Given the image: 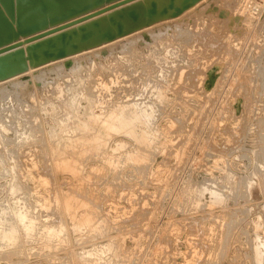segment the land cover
<instances>
[{
    "label": "rangeland",
    "instance_id": "rangeland-1",
    "mask_svg": "<svg viewBox=\"0 0 264 264\" xmlns=\"http://www.w3.org/2000/svg\"><path fill=\"white\" fill-rule=\"evenodd\" d=\"M153 25L0 80V220L30 212L0 264H264V0H203ZM122 108L150 116L134 136L112 130Z\"/></svg>",
    "mask_w": 264,
    "mask_h": 264
},
{
    "label": "bare ground",
    "instance_id": "bare-ground-1",
    "mask_svg": "<svg viewBox=\"0 0 264 264\" xmlns=\"http://www.w3.org/2000/svg\"><path fill=\"white\" fill-rule=\"evenodd\" d=\"M203 0H0V40L6 39L7 36L9 35H15V33H18L20 28L22 29H34V28H42L46 25L47 22L50 21H54V20H61L67 17H71L77 13L86 11L88 9H91L93 7L96 6H100L106 2H109L110 4L107 5V8L103 9L101 11V13L96 12L95 14H93V16H91L90 18H87L86 20H83L81 22H78L76 24L71 25L70 27L54 33L52 35H49L47 37H44L42 39H40L39 41H36L30 45H26L24 47H20V48H16V49H12L10 51H7L5 53H2L0 55V80L1 79H9V77H14L16 75L22 74L26 71L29 70V68L32 67H36L39 66V62L45 61L47 60L49 57H51V55H57V53L63 51L65 57L74 55V50L77 49L78 51H82L85 49H90V48H94L99 46L100 44L106 42L109 38L113 37V36H117L120 34H129L132 33L134 31L143 29V28H148V26H151L153 24L159 23V21H163L166 19H173V18H177L179 16H181L183 13H185L186 11H188L189 9H191L192 7L196 6L198 3H200ZM119 3V4H117ZM116 4V5H115ZM13 11H15V16L13 15ZM184 16V15H183ZM170 22V21H169ZM171 23V22H170ZM173 23V22H172ZM19 24H21V27L19 28ZM166 24V23H165ZM162 24H160L161 26ZM154 26V25H153ZM169 28V27H168ZM161 29V28H160ZM166 30V29H165ZM29 31V30H28ZM150 31V30H149ZM148 32V31H147ZM158 33V32H157ZM163 34V33H162ZM154 36V35H153ZM163 36V35H162ZM166 36V35H165ZM140 37V36H139ZM141 38V37H140ZM157 39V38H156ZM138 43V42H136ZM39 44L38 47H36L35 45ZM111 44V43H110ZM109 45V44H108ZM112 45V44H111ZM134 45V44H133ZM130 46V45H129ZM108 47V46H107ZM106 47V48H107ZM128 47V46H127ZM98 48V47H97ZM103 48V47H102ZM102 50V49H101ZM123 50V49H122ZM124 52V51H123ZM47 53L49 56H46ZM128 53V52H127ZM98 55V54H97ZM64 57V58H65ZM107 56H105L106 58ZM74 58V57H73ZM94 58V57H93ZM104 59V58H103ZM84 60V59H83ZM52 61V60H51ZM90 61V60H89ZM49 62V61H48ZM45 62V63H48ZM71 63H73V61H70ZM91 62V61H90ZM56 63V62H55ZM62 63V62H61ZM90 64V63H89ZM88 64V65H89ZM104 64V63H103ZM78 65V64H77ZM91 65V64H90ZM55 66V65H54ZM99 66V65H98ZM82 67V66H81ZM84 67V66H83ZM82 67V68H83ZM59 68V67H58ZM72 68V67H71ZM81 68V69H82ZM60 69V68H59ZM86 70V69H85ZM90 70V69H89ZM88 70V71H89ZM92 70V69H91ZM42 71V70H41ZM57 73V72H56ZM73 73H76L75 70H73ZM41 74V73H40ZM69 75V73H68ZM66 76V75H65ZM70 76V75H69ZM81 76V75H80ZM46 77V76H45ZM63 77V76H62ZM91 78V77H90ZM84 79V78H83ZM89 79V78H88ZM16 80V79H15ZM54 80V79H53ZM74 80V79H73ZM91 80V79H90ZM89 80V81H90ZM40 81V79H39ZM83 81V80H82ZM41 82V81H40ZM84 82V81H83ZM91 83V82H90ZM84 84V83H83ZM82 84V85H83ZM14 85V84H13ZM81 85V86H82ZM15 86V85H14ZM19 86V85H18ZM20 86H22L20 84ZM79 86V84H78ZM84 86V85H83ZM87 87V86H85ZM80 88V87H79ZM16 89V88H15ZM67 89V88H65ZM85 91L87 90V88H83ZM10 91V90H9ZM93 91V90H91ZM14 92V91H13ZM16 92V90H15ZM76 92V91H75ZM6 93V92H5ZM11 93V92H9ZM3 94V93H1ZM16 94V93H15ZM86 94H89V92H87ZM92 94V93H91ZM6 95V94H4ZM80 95V94H79ZM96 95V94H95ZM2 96V95H1ZM9 96V95H8ZM73 96V95H72ZM87 96H91L86 95ZM7 97V96H5ZM15 97V96H14ZM93 97V95H92ZM73 98V97H72ZM94 98V97H93ZM3 99V98H2ZM6 99V98H5ZM15 99V98H14ZM74 99V98H73ZM90 99V98H89ZM92 99V98H91ZM87 101L91 102V100H88L87 97ZM75 102V101H74ZM94 102V100H93ZM73 103V102H72ZM48 104V103H47ZM89 103H87L88 106ZM94 104V103H93ZM92 104V105H93ZM138 104V103H137ZM48 106V105H47ZM77 106V105H76ZM1 107V105H0ZM6 107V106H5ZM45 107V106H44ZM89 107V106H88ZM93 107V106H92ZM109 108V107H108ZM11 109V108H10ZM71 109V108H70ZM79 109V108H77ZM87 109V108H86ZM90 109V107L88 108V110ZM119 109V108H118ZM117 112H120L118 111ZM121 109V108H120ZM123 110L120 113H115L116 115L114 116H109V118L107 117L108 115H106V120L111 118V122H114V124L111 126L112 130L114 129L115 132H121V131H125L126 133L128 132L129 134L131 133V135L134 136L135 134V130H134V123L135 121H140L141 118H149V114L146 111H142V112H138V113H126L125 109L122 108ZM128 109V108H127ZM126 109V110H127ZM13 110V109H12ZM85 110V109H84ZM15 111V110H14ZM40 111V110H39ZM83 111V110H82ZM92 111V110H91ZM90 111V112H91ZM111 111V110H109ZM75 112V111H74ZM85 112V111H84ZM89 112V111H88ZM87 112V113H88ZM113 113V111H111ZM149 112V111H148ZM16 113V112H15ZM55 113V112H54ZM51 114V113H50ZM75 114V113H74ZM79 114V113H78ZM94 115H97L95 113H91ZM108 114V112H107ZM71 115V113H70ZM73 115V114H72ZM57 116V115H56ZM66 116V115H65ZM64 116V117H65ZM69 116V115H68ZM84 116V115H83ZM99 116V115H98ZM54 117V116H53ZM67 117V116H66ZM77 117V116H76ZM92 117V115L90 116ZM89 117V118H90ZM97 117V116H96ZM100 117V116H99ZM98 117V118H99ZM18 118V116H17ZM69 118V117H68ZM87 118V119H89ZM97 118V120H98ZM33 119V118H32ZM59 119V117H58ZM79 119V118H78ZM92 119V118H91ZM103 119V118H102ZM144 119V120H145ZM90 120V119H89ZM93 120V119H92ZM91 122H94L95 120H93ZM100 120V119H99ZM105 120V118H104ZM148 120V119H147ZM10 121V120H9ZM81 121V120H80ZM84 121V120H82ZM81 121V122H82ZM88 121V120H86ZM102 121V120H101ZM108 121V120H107ZM59 122V121H58ZM90 122V123H91ZM61 123V122H60ZM83 123V122H82ZM89 123V122H88ZM101 123V122H100ZM103 123H105V125L109 124L106 121ZM107 123V124H106ZM141 124V122H139ZM143 123V122H142ZM84 124L85 121H84ZM83 124V125H84ZM99 124V123H98ZM102 124V123H101ZM138 125V123H136ZM139 124V125H140ZM7 125V124H6ZM76 125V124H75ZM82 125V124H80ZM89 125H93L92 123ZM104 124H102L103 126ZM110 125V124H109ZM133 125V126H132ZM78 126V125H77ZM85 126V125H84ZM95 126V125H94ZM93 126V127H94ZM97 126V125H96ZM99 126V125H98ZM108 126V125H107ZM105 126V128L107 127ZM130 126L133 127L130 129ZM58 127V126H57ZM56 127V128H57ZM62 127V126H60ZM64 127V126H63ZM66 127V124H65ZM76 127V126H75ZM79 127V126H78ZM81 127V126H80ZM90 127V126H89ZM92 127V128H93ZM104 127V126H103ZM102 127V128H103ZM110 127V126H109ZM105 129L104 133H108V130L111 129ZM33 128V127H32ZM87 128V124L86 127ZM84 128V129H85ZM96 128V127H95ZM94 128V129H95ZM101 128V129H102ZM136 128V127H135ZM10 129V128H9ZM25 129H28L27 126ZM24 129V130H25ZM30 129V128H29ZM28 129V130H29ZM60 129V128H59ZM62 129V128H61ZM83 129V128H82ZM83 129V130H84ZM91 129V128H90ZM55 130V129H54ZM88 130V129H86ZM98 130V129H97ZM104 130V129H103ZM111 130V131H112ZM31 131V129H30ZM33 131V130H32ZM59 131V130H58ZM67 131V130H66ZM73 131V130H72ZM81 131V130H80ZM94 131V130H93ZM113 131V132H114ZM16 132V130H15ZM19 132V130H18ZM26 132V130H25ZM51 133V131H49ZM63 132V131H62ZM89 132V131H88ZM95 132V131H94ZM99 132V131H98ZM134 132V134H133ZM21 133V132H20ZM66 133V132H65ZM125 133V134H126ZM19 134V133H18ZM30 134V132L28 133ZM33 134V133H32ZM31 134V137H32ZM64 134V133H63ZM91 134V133H90ZM99 134V133H96ZM112 134V132H111ZM118 134V133H117ZM4 136V135H3ZM26 136V135H24ZM23 136V137H24ZM28 136V135H27ZM26 136V137H27ZM34 136V135H33ZM55 136V133H54ZM97 136V135H96ZM113 136V134H112ZM5 137V136H4ZM21 136H18V139ZM30 137V135L28 136ZM37 137V136H36ZM110 137V136H109ZM17 138V137H16ZM55 138V137H54ZM62 138V137H61ZM76 138V137H75ZM74 138V139H75ZM93 138V137H92ZM96 138V137H94ZM99 137H97L98 139ZM8 139V138H7ZM22 139V138H21ZM28 139V138H27ZM32 139V138H31ZM56 139V138H55ZM72 139V140H74ZM30 140V139H29ZM37 140V139H36ZM71 140V141H72ZM76 140V139H75ZM94 140H90L94 143ZM100 140V139H99ZM104 139H102L103 141ZM28 141V140H27ZM33 141V139H32ZM80 142V144L78 143V145H82L81 141L78 140ZM83 141V139H82ZM85 141V140H84ZM108 141V140H107ZM4 142V141H3ZM14 142V141H13ZM12 142V143H13ZM22 142V141H21ZM26 142V141H25ZM56 142V141H55ZM75 142V141H73ZM72 142V143H73ZM77 142V141H76ZM89 142V139L88 141ZM2 143V142H1ZM15 143V142H14ZM71 143V144H72ZM84 143V142H83ZM101 143V142H99ZM20 144V142L18 143ZM22 144V143H21ZM55 144V143H54ZM87 144V143H86ZM91 144V143H90ZM89 144V146H90ZM16 145V143H15ZM52 145V144H51ZM56 145V144H55ZM54 145V147H55ZM77 144L75 143L74 146H76ZM77 145V146H78ZM100 145V144H99ZM104 145V142H103ZM72 148H74L73 145H71ZM78 146V147H79ZM84 146V145H83ZM86 146V145H85ZM105 146V145H104ZM65 147V146H64ZM68 147V145H67ZM98 147V146H97ZM14 148V147H13ZM16 148V146H15ZM14 148V150H15ZM18 148V147H17ZM57 148V147H56ZM59 148V147H58ZM57 148V149H58ZM69 148V147H68ZM104 148V147H103ZM64 149V148H63ZM70 149V148H69ZM80 149V148H79ZM89 149V147H88ZM87 149V150H88ZM98 149V148H96ZM95 149V150H96ZM105 149V148H104ZM62 150V149H61ZM60 150V151H61ZM71 150V149H70ZM73 150V149H72ZM74 150H76L74 148ZM16 151V150H15ZM14 151V152H15ZM54 151V150H53ZM56 151V150H55ZM59 151V152H60ZM69 152V150H67ZM80 151V150H79ZM97 151V150H96ZM94 151V152H96ZM58 152V153H59ZM66 152V151H65ZM66 152V153H68ZM74 152V151H73ZM90 152V151H88ZM93 152V151H92ZM100 152V151H99ZM13 153V151H12ZM11 153V154H12ZM8 154V153H7ZM57 154V153H56ZM55 154V155H56ZM61 154V153H60ZM70 154V153H69ZM81 154V152H80ZM89 155V154H88ZM104 155V154H103ZM14 156V155H13ZM63 156V155H62ZM59 157V156H58ZM87 157V156H86ZM3 159V158H2ZM64 160V159H63ZM69 160V159H67ZM74 160V159H73ZM81 161V160H80ZM3 161H1L2 163ZM69 162V161H68ZM77 162V161H76ZM61 163V162H59ZM72 163V162H71ZM74 164V163H73ZM77 164V163H76ZM71 165V164H69ZM75 165V164H74ZM1 166V165H0ZM3 166V165H2ZM16 166V165H15ZM14 167V166H13ZM66 167V165H65ZM74 167V166H73ZM16 168V167H15ZM3 169V168H2ZM11 169V168H10ZM9 169V170H10ZM71 169V168H70ZM69 169V170H70ZM5 170V168L3 169V171ZM75 170V169H74ZM77 170V169H76ZM14 171V169H13ZM71 171V170H70ZM5 172V171H4ZM3 173V172H2ZM9 173V172H8ZM10 174V173H9ZM4 175V174H3ZM2 175V176H3ZM6 175V174H5ZM1 176V177H2ZM10 179V178H9ZM12 179V178H11ZM14 179V178H13ZM16 181V179H15ZM14 181V182H15ZM13 183V180H12ZM11 183V184H12ZM23 183V182H22ZM14 185H18L17 183ZM12 184L11 187L14 186ZM14 186V187H16ZM23 186V185H22ZM21 186V187H22ZM1 187V186H0ZM13 187L12 190H15ZM21 187H17V188H21ZM2 190V189H1ZM17 190V189H16ZM13 191L14 193L16 192ZM19 191V189H18ZM11 192V194L13 193ZM20 192V191H19ZM29 192V190H28ZM14 193H13V197H14ZM17 193V192H16ZM27 193V192H26ZM30 194V193H29ZM28 195V194H27ZM12 197V198H13ZM26 198V196H25ZM20 199V198H17ZM16 199V200H17ZM28 199V197H27ZM26 199V200H27ZM11 200V199H10ZM24 200V199H23ZM23 200L21 202H23ZM30 200V198H29ZM8 201V200H7ZM14 201V200H13ZM31 201V200H30ZM3 202V201H2ZM1 202V203H2ZM18 202V201H17ZM25 202V201H24ZM23 202V203H24ZM29 202V201H28ZM65 202V201H64ZM14 202H11V204ZM8 204V203H7ZM18 204V203H17ZM25 204V203H24ZM68 204V203H67ZM16 205V203H15ZM23 205V204H22ZM4 206V205H3ZM9 206V205H7ZM12 206V205H11ZM26 206V205H24ZM22 206V207H24ZM72 206V205H71ZM1 207V206H0ZM31 207V206H30ZM4 208V207H3ZM3 208H0V210H2ZM11 208V207H10ZM13 208V207H12ZM21 208V206H20ZM18 208V209H20ZM25 208V207H24ZM24 208L22 210H24ZM33 208V207H31ZM30 208V209H31ZM67 208V207H66ZM71 208V207H70ZM8 209V208H7ZM17 209V208H15ZM17 209V210H18ZM27 209V206L25 208V210ZM9 210V209H8ZM5 209L3 210V214ZM11 211V210H10ZM10 211H6V212H10ZM14 211V210H12ZM11 211V212H12ZM2 212V211H1ZM0 212V213H1ZM30 213V212H29ZM28 213V214H29ZM2 214V213H1ZM10 214V213H8ZM7 214V215H8ZM12 214V213H11ZM27 214V210L26 211H21V209L19 211L15 210V213H13V217L15 218V221H5L2 223V221L0 222V224H3V227L6 226V228H3L1 226V228L3 229V232H1L0 234V249L1 250H5L6 249V244L8 245L9 241H16L17 239L19 240V233H24L26 234V231L28 232V230H26V224L27 222L23 223V220L25 221V219H27L28 217ZM31 215V214H30ZM2 216V215H0ZM6 216V214H5ZM9 216V215H8ZM33 216V215H32ZM43 216V215H42ZM7 217V216H6ZM11 217V216H10ZM31 217V216H29ZM12 218V217H11ZM36 218V217H35ZM40 218V217H39ZM38 218V219H39ZM86 218V217H85ZM84 218V219H85ZM0 219H2V217H0ZM4 219V218H3ZM13 219V218H12ZM30 219V218H29ZM87 219V218H86ZM34 218L31 219V222H33ZM41 220V219H40ZM36 221V220H35ZM34 221V222H35ZM6 222V223H5ZM33 222V223H34ZM88 222V221H87ZM1 224V225H2ZM6 224V225H5ZM30 224V223H29ZM27 224V228L31 225ZM88 224V223H87ZM36 225V224H34ZM43 225V224H42ZM37 226V225H36ZM35 226V227H36ZM46 226V225H44ZM40 227V226H38ZM38 227L36 229H38ZM42 227V226H41ZM40 227V228H41ZM48 227V226H47ZM50 227V226H49ZM53 227V226H52ZM61 227V226H59ZM39 228V229H40ZM56 228V227H54ZM1 229V231H2ZM5 229V230H4ZM29 229V228H28ZM33 230V227L31 228ZM34 229V230H36ZM46 229V227H45ZM50 229V228H49ZM49 229H46V231L48 230L47 233L51 234L52 231H49ZM52 229V228H51ZM50 229V230H51ZM62 229V228H60ZM59 229V230H60ZM64 229V228H63ZM29 231V232H32ZM58 230V231H59ZM38 232V230H36ZM40 232L42 230H39ZM56 231V230H55ZM54 231V232H55ZM44 232V231H43ZM61 232V231H60ZM63 232V231H62ZM61 232V233H62ZM33 233V232H32ZM60 233V234H61ZM42 234V233H40ZM39 234V235H40ZM46 234V233H44ZM42 234V235H44ZM58 234V235H60ZM29 235V234H28ZM38 235V236H39ZM53 235V233L51 234ZM48 236V237H51ZM58 235H56L58 237ZM32 236V235H31ZM46 236V235H45ZM46 236V237H47ZM55 236V237H56ZM27 237V236H26ZM36 237V236H35ZM54 237V235H53ZM52 237V238H53ZM33 238V237H31ZM49 239V238H48ZM54 239V238H53ZM57 239V238H56ZM9 240V241H8ZM35 240V239H34ZM51 240V239H50ZM20 241V240H19ZM30 241V240H29ZM8 242V243H7ZM11 244V243H10ZM9 244V245H10ZM13 245V244H11ZM20 246V244L18 245V247ZM83 246V245H82ZM105 246V245H104ZM11 247V246H10ZM14 247V246H13ZM17 247V248H18ZM259 248V247H258ZM9 249H13L12 247ZM8 250V249H7ZM6 251V250H5ZM12 251V250H11ZM93 251V250H92ZM4 251L0 252V256L3 257L5 256ZM13 252V251H12ZM10 253V251H9ZM8 253V254H9ZM91 253V252H90ZM257 253V252H256ZM7 254V253H6ZM11 254V253H10ZM83 254V253H82ZM88 254V252H87ZM261 254V252H260ZM27 255V254H26ZM259 255V254H258ZM86 256V255H84ZM90 256V255H89ZM92 256V255H91ZM7 257V256H6ZM260 257V256H259ZM46 259V258H45ZM85 259V258H84ZM257 259V257H256ZM259 259V258H258ZM259 261V260H258ZM24 262V261H23Z\"/></svg>",
    "mask_w": 264,
    "mask_h": 264
},
{
    "label": "water",
    "instance_id": "water-1",
    "mask_svg": "<svg viewBox=\"0 0 264 264\" xmlns=\"http://www.w3.org/2000/svg\"><path fill=\"white\" fill-rule=\"evenodd\" d=\"M117 4H119V3H117ZM116 5V4H115ZM92 9V8H91ZM89 10V9H88ZM84 12V11H83ZM80 13H82V12H80ZM80 13H77V14H75V15H78V14H80ZM15 11H13V15L15 16ZM75 15H73V16H75ZM72 17V16H71ZM68 18H70V16L69 17H67V18H64V19H61V20H54V21H50V22H47L46 23V25L44 26V27H46L48 24H52V23H55V22H60V21H63V20H66V19H68ZM71 25H69L68 27H70ZM21 27V24H19V28ZM44 27H42V28H44ZM42 28H34V29H21L20 28V30H19V32L18 33H15V35L13 34H11V35H9V36H7V38L6 39H3V40H0V49L2 48V47H5V46H7V45H9L8 47H6V48H4L3 50H1L0 51V55L2 54V53H5V52H7V51H10V50H12V49H16V48H20L21 47V44L19 43V44H13V41L14 40H16V38L17 37H19L20 35H28V34H30V33H32V32H36V31H38V30H40V29H42ZM65 28H67V26L65 27ZM64 28V29H65ZM29 30V31H28ZM120 35H123V34H120ZM120 35H117V36H120ZM125 35V34H124ZM117 36H113V37H111V38H109L108 40H111V39H113V38H115V37H117ZM107 40V41H108ZM106 41V42H107ZM11 44H13V45H11ZM36 47H38L39 46V44H37V45H35ZM78 50L77 49H75L74 50V52H77ZM46 54V56H49L47 53H45ZM63 57H65V55H64V52L63 51H61V52H59V53H57V55H51V57H49L47 60H45V61H42V62H39L38 64L39 65H41V64H44L45 62H48V61H51V60H56V59H60V58H63ZM1 61V60H0ZM2 80V79H1Z\"/></svg>",
    "mask_w": 264,
    "mask_h": 264
}]
</instances>
